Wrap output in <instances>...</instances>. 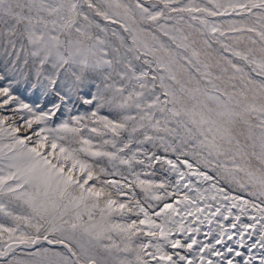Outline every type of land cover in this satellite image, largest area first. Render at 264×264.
I'll return each instance as SVG.
<instances>
[{
    "label": "snow or ice",
    "instance_id": "6c2138e0",
    "mask_svg": "<svg viewBox=\"0 0 264 264\" xmlns=\"http://www.w3.org/2000/svg\"><path fill=\"white\" fill-rule=\"evenodd\" d=\"M0 264H264V0H0Z\"/></svg>",
    "mask_w": 264,
    "mask_h": 264
}]
</instances>
